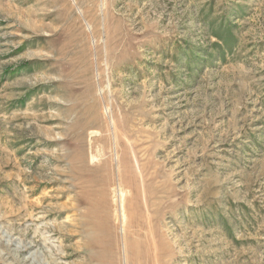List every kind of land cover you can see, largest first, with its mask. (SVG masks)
<instances>
[{
  "label": "rangeland",
  "instance_id": "1",
  "mask_svg": "<svg viewBox=\"0 0 264 264\" xmlns=\"http://www.w3.org/2000/svg\"><path fill=\"white\" fill-rule=\"evenodd\" d=\"M0 264H264V0H0Z\"/></svg>",
  "mask_w": 264,
  "mask_h": 264
}]
</instances>
